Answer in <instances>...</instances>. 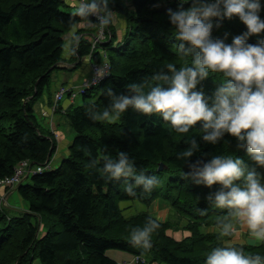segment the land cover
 Instances as JSON below:
<instances>
[{
    "label": "trees",
    "instance_id": "trees-1",
    "mask_svg": "<svg viewBox=\"0 0 264 264\" xmlns=\"http://www.w3.org/2000/svg\"><path fill=\"white\" fill-rule=\"evenodd\" d=\"M177 3L114 0L113 9L127 18L123 42L118 41L115 27L105 28L106 40L94 50L90 39L80 38L72 61L90 56L93 64L107 62L110 75L82 94L83 105L74 107L72 103L64 111L75 131L68 157L56 168L29 174L17 186L29 211L8 215L0 194V264H34L36 259L40 264H118L108 255L110 250L145 257L151 264H204L212 248L231 240L233 233L220 236L218 225L233 223L235 218L208 201L220 185L197 184L184 174L190 171V164L218 154H234L250 169L264 174V167L252 161L246 150L236 148L235 137L226 134L212 145L200 139L202 122L182 134L158 115H144L131 108L115 123L92 119V113H101L109 103L108 88L117 95L129 94V83L150 80L168 64L177 68L190 64V58L178 51L179 41L172 35L168 19V9L177 10ZM68 8L66 0H0V191L12 189L1 182L15 175L20 162L45 168L57 151L54 134L41 126L35 106L64 60V37L71 24L82 23ZM89 19L83 22H93L99 30L96 18ZM245 31L246 26L233 17L224 19L212 36L223 39L227 35L226 42L231 43L233 36ZM261 38L264 33L251 36L248 42L255 44ZM220 82L221 74H210L198 89L209 95ZM192 138L197 139L200 150L188 161L178 159L177 154L187 149ZM119 150L129 153L138 171L157 176L159 184L150 195L139 188L134 196L129 195L123 179L108 182L89 168L90 161L109 154L114 157ZM158 198L170 205L173 215L160 221L151 236L152 249L144 252L129 242L130 233L155 216L150 210L131 216L124 211L131 203L150 209ZM34 217L47 225L41 237ZM170 229L189 231L190 235L178 240L168 234ZM233 245L242 247L245 255H264V241L257 246Z\"/></svg>",
    "mask_w": 264,
    "mask_h": 264
},
{
    "label": "clouds",
    "instance_id": "clouds-1",
    "mask_svg": "<svg viewBox=\"0 0 264 264\" xmlns=\"http://www.w3.org/2000/svg\"><path fill=\"white\" fill-rule=\"evenodd\" d=\"M113 3L114 0H73V16L81 22L94 16L102 31L115 27L118 41L123 42L127 18L113 9ZM185 4L189 6L185 8ZM262 11L264 0H178L177 10L168 9V19L172 35L179 41L178 51L190 58V64L180 68L168 64L150 80L129 83V94L117 95L108 88L109 103L101 113H92V119L115 123L131 108L144 115H158L182 134L189 133L199 121L202 141L216 145L230 134L236 138L237 149L246 150L252 161L264 167V38L255 44L248 42L251 36L264 33ZM233 17L239 18L246 31L233 36L231 43L226 42L227 35L213 38V30L219 29L224 19ZM79 27V23L71 24L69 47L72 41L78 43ZM107 73V65L97 68V81ZM210 74L222 76L211 98L198 89ZM199 150L200 144L192 138L177 158L188 161ZM189 167L184 175L195 183L220 185L209 195L210 204L227 209L230 217L247 227L251 238L264 241V174L250 169L234 154L214 155ZM89 168L108 182L123 179L124 190L133 196L137 188L150 195L159 184L157 176L138 171L126 151L92 160ZM159 226V217H150L143 227L131 230L129 242L144 252L150 251L151 236ZM218 226L220 236H230L235 231L231 222H220ZM204 264H264V255H245L242 247L225 242L208 252Z\"/></svg>",
    "mask_w": 264,
    "mask_h": 264
},
{
    "label": "crops",
    "instance_id": "crops-1",
    "mask_svg": "<svg viewBox=\"0 0 264 264\" xmlns=\"http://www.w3.org/2000/svg\"><path fill=\"white\" fill-rule=\"evenodd\" d=\"M66 1L70 5V8L73 9V7H72L73 0H66ZM73 11H74V9H73ZM87 28H89V29H87ZM97 33H98L97 25L93 24V22H82V23H80V27H79L76 34H78V36H79L78 38H80L81 36L87 37V38H92ZM71 39L72 38L69 35L67 40H66V45L64 48L65 53H63L64 60L59 63V68L55 70V71L60 73L59 79H58V73H56L55 71L53 72V76H54V78H57V80H58L57 81V84H58L57 87L59 86L61 88L62 86H65L68 88L79 89V87L83 86L86 83V81L89 80L88 77L91 76V74H92L91 65L93 63V60L90 59L91 58L90 56H87V58H84V59L82 58L83 60L80 59L79 57H77V59L73 62L72 58H73L74 54H76V51H77L76 45H78V43L76 41H72L73 46L69 47V41ZM75 47H76V49H75ZM61 67H63V69H61ZM65 67H67V68H65ZM59 87H58V89H59ZM40 101H42V102L44 101V107L47 108L45 111H47L48 114L50 112V116H49L50 120H48L49 127H46L44 125H41V126L46 131H48V134L51 133L52 135L54 134L56 136V141H57V145H58L57 150L58 149L59 150L64 149V145L59 144V141H61L59 139L63 138L65 133L63 131H60L57 127L59 124H61V120L59 119L58 114H64L65 113L64 111L67 108L71 107L72 106L71 104L73 102L70 100L69 95L66 94L58 103H55V98L51 95H48L46 97L45 93H44V96L42 97V99L38 101V103ZM50 104H58L59 111L58 112L52 111V113H51V110L49 108ZM36 106H37V104H36ZM36 106H35V110L37 112ZM54 107H55V105H54ZM61 108H62V110H61ZM62 143H64V142H62ZM13 192H14V189H12V194H13ZM156 203L157 204L154 206V210L158 213L156 215L152 212V214L155 217H159L160 221H162V222L168 221L173 215L172 208L170 207V205H168V203L164 199L158 198V201ZM131 204H136L139 209H140V206H142L138 203H131ZM151 207H153V205ZM151 207H150V209H151ZM150 209L144 207V211H147ZM141 211H143V210H139L137 213H139ZM137 213H135V214H137ZM132 215H134V214H132ZM232 224L234 225L235 231L233 232L231 240H228V241L225 240V242H231L232 244H235V243L249 244V245H254V246L260 245L263 242V241H256L253 238H251L249 235L247 227L244 224H242L241 222H238L236 219H234ZM168 234L170 236H173L174 238L180 240L183 237L189 236L190 232L189 231H182V230L173 231L170 229V230H168ZM125 253H127V252L117 250V253H115L114 256L113 255H110V256L113 257V259H115L118 262V264H120L121 260H126L128 258V256L125 255ZM154 264H156V263H154Z\"/></svg>",
    "mask_w": 264,
    "mask_h": 264
},
{
    "label": "rangeland",
    "instance_id": "rangeland-1",
    "mask_svg": "<svg viewBox=\"0 0 264 264\" xmlns=\"http://www.w3.org/2000/svg\"><path fill=\"white\" fill-rule=\"evenodd\" d=\"M66 10L69 11V12H74L73 9H71V8H68ZM87 29H89V28H87ZM69 32L65 35V37H64L65 40H67V38L69 36ZM76 36L79 37L78 34H76ZM80 38H82V36ZM80 38H78V41L80 40ZM96 38L97 37L94 36L93 39H92V41L94 40V42H95V39ZM103 41H105V40L101 39V41H96L97 46H98V44L100 42H103ZM97 46H96V48H97ZM96 48L93 47V49H96ZM64 53H65V50H64ZM105 64H106V62H103L102 65H105ZM93 65L94 64L92 63V65H91V67H92V74H91V76L88 77L89 80H92V77L95 76L94 66ZM55 72L58 73V79H59L60 73L57 72V71H55ZM57 81H58L57 78H54V76H53L52 77V80H51V86H50V88L46 89V91H45L46 97L48 95H51V96H53L55 98V103H56V99L58 97L57 96L58 95V91H60V87L58 86L59 89L57 87V85H58L57 84ZM76 90H78V89H76ZM201 90H202V88H201ZM214 92H215L214 89L211 88V92H210L209 95H206L205 93L204 94H205L206 97L211 98V97H213ZM88 99L89 100H93L94 97H89ZM83 103H84V101H83L82 95L81 94H78V97L73 102L74 107L81 106V105H83ZM36 104H37V106H36L37 107V112L36 113H37V117H38L39 122L41 123V125H44L46 127H49L48 120H50V117H49L50 116V112L48 114L47 111H45L47 108L44 107V101L43 102L40 101L39 103L37 102ZM54 105H55V107H54ZM49 108H50L51 113H52V111L55 112V110L58 109V106L56 104H50L49 105ZM58 116H59V119L61 120V124H59L57 127H58V129L60 131H63L65 133L64 137L59 139V140H61V141H59V144L64 145V149H61V150L58 149L55 152V154H54V156H53V158H52V160L50 162V165H48L45 170H50L52 168H56L57 166H59V164L62 162V160L64 158H67L68 157L69 154L67 152V148L72 144V142H73V140L75 138L74 128L70 124V122L66 119V117L64 116V114H58ZM54 137L56 139V136L55 135H54ZM62 142H64V143H62ZM29 166L33 167L32 165H29ZM14 181H17V179L15 178ZM12 189H14L13 194H12ZM12 189L11 190H1L0 191V194H1L2 198H3V203H4L5 206H7L6 207V212L8 213V215L14 216L16 214L19 215V214H22L23 212L24 213L25 212H28L29 211L28 210V203L26 201H24L19 196V194L17 192V185L16 186H13ZM157 201H158V199L155 200V203L152 204L153 207H151V209H150V211L153 212L156 215H157L158 212H156L154 210V206L157 204L156 203ZM139 210H144V207L143 206H140V209H139L136 204H132V206L129 209H126L124 211V214L126 216H130L132 214L137 213ZM33 221L38 223V226H39L38 236L39 237L43 236V234L47 230V227H46L47 225L44 226L41 223V219L39 217H34L33 218ZM108 253H109L108 254L109 256L110 255H113L114 256V254L117 253V250H111ZM125 255L128 256V258L126 260H121L122 264H140L139 257H137L136 255L130 254V253H125ZM34 264H40L39 259H36L34 261Z\"/></svg>",
    "mask_w": 264,
    "mask_h": 264
},
{
    "label": "built area",
    "instance_id": "built-area-1",
    "mask_svg": "<svg viewBox=\"0 0 264 264\" xmlns=\"http://www.w3.org/2000/svg\"><path fill=\"white\" fill-rule=\"evenodd\" d=\"M93 37H92V39H93ZM95 37H97L95 39V42H94V40L92 41V39H91V41H92V48L93 47L96 48V46H97L96 41H101V39L104 40L106 38L105 29L103 31L101 29H99L98 30V33L95 35ZM102 64H99V65L94 64L93 65L94 66V73H95V71H96L97 68H99V67L102 66ZM105 65H107L108 73L102 79H99L97 81L96 77L93 76L92 77V80H87L86 83L83 86L79 87L78 90L73 89V88H68V87H61L60 88V91H58V95H57L58 97H57L56 100L62 99L64 97V95H66V94H69L71 96V98L73 99V98H75L77 96V94L79 92L83 93V92H85V90L87 88H89V87L93 86L94 84H97V83L101 82L102 80H104L108 75H110V71H111V65L109 63H107V62H106ZM28 165H29V163L27 161L20 162L18 164L17 168H16L15 175L12 176L11 178H7L6 180H3L1 182V184L5 185V186H14L16 184H19L22 181L24 175H26L29 172L26 169V167H28ZM37 171L42 172L43 171V167H39ZM15 178L17 179V181H14Z\"/></svg>",
    "mask_w": 264,
    "mask_h": 264
},
{
    "label": "water",
    "instance_id": "water-1",
    "mask_svg": "<svg viewBox=\"0 0 264 264\" xmlns=\"http://www.w3.org/2000/svg\"><path fill=\"white\" fill-rule=\"evenodd\" d=\"M76 47H77V45H76ZM76 47H75V49H76ZM50 154H51V153H50ZM158 169H159V170H162V169H163L162 164L158 167Z\"/></svg>",
    "mask_w": 264,
    "mask_h": 264
}]
</instances>
